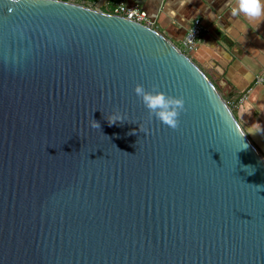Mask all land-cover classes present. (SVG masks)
I'll return each mask as SVG.
<instances>
[{
	"label": "water",
	"instance_id": "1",
	"mask_svg": "<svg viewBox=\"0 0 264 264\" xmlns=\"http://www.w3.org/2000/svg\"><path fill=\"white\" fill-rule=\"evenodd\" d=\"M108 1L0 0V264H264L250 129ZM137 84L183 97L178 129L149 119Z\"/></svg>",
	"mask_w": 264,
	"mask_h": 264
},
{
	"label": "crops",
	"instance_id": "2",
	"mask_svg": "<svg viewBox=\"0 0 264 264\" xmlns=\"http://www.w3.org/2000/svg\"><path fill=\"white\" fill-rule=\"evenodd\" d=\"M86 1L83 3L88 6L96 2ZM115 1L118 0L108 1L104 9ZM123 1L137 4L156 28L177 45L192 21L200 18L205 28L192 57L203 69L216 65L223 75L219 84L226 94L236 92L245 96L237 112L239 122L247 128L264 130V21L250 22L243 16L233 17L229 0ZM257 129H250L249 133L264 147V136Z\"/></svg>",
	"mask_w": 264,
	"mask_h": 264
},
{
	"label": "clouds",
	"instance_id": "3",
	"mask_svg": "<svg viewBox=\"0 0 264 264\" xmlns=\"http://www.w3.org/2000/svg\"><path fill=\"white\" fill-rule=\"evenodd\" d=\"M229 3L232 5L230 13L233 17L243 16L250 22L264 21V0H234V4L232 0H229ZM133 92L148 110L149 119L154 116L168 128L172 130L178 129L180 123L179 116L185 111L183 97L167 95L165 92L157 90L156 85H153L152 90L148 91L142 85L137 84L133 88ZM107 120L112 124L117 121H124L125 119L120 114H113L107 116ZM89 123L93 129L99 127L98 122L95 120H90ZM139 130L144 133L148 131L147 128L141 129L140 126Z\"/></svg>",
	"mask_w": 264,
	"mask_h": 264
},
{
	"label": "built area",
	"instance_id": "4",
	"mask_svg": "<svg viewBox=\"0 0 264 264\" xmlns=\"http://www.w3.org/2000/svg\"><path fill=\"white\" fill-rule=\"evenodd\" d=\"M71 2H76V0H68ZM83 4L84 3H79ZM106 12L124 17L129 20H133L149 27H156L154 22L150 20L147 13L141 9L137 4L129 5L123 0L115 1L111 6L105 9ZM204 26L200 18H195L190 27L188 28L186 34L182 38L179 48L186 54H191L196 48L199 41V37L204 30Z\"/></svg>",
	"mask_w": 264,
	"mask_h": 264
},
{
	"label": "rangeland",
	"instance_id": "5",
	"mask_svg": "<svg viewBox=\"0 0 264 264\" xmlns=\"http://www.w3.org/2000/svg\"><path fill=\"white\" fill-rule=\"evenodd\" d=\"M84 1H86V0H84ZM76 2H78V3H83V0H76ZM87 2V1H86ZM86 2H84V3H86ZM87 4V3H86ZM91 7V6H90ZM104 10V9H103ZM179 46V45H178ZM193 60H194V58L192 57V54H188ZM197 64H198V66L204 71V73L209 77V79L213 82V84L216 86V88L219 90V92L221 93V95L224 97V99H226V101H227V103H228V105H229V107H230V109L232 110V112L234 113V115L236 116V118L238 119V115H237V112H238V110H239V108H240V106H241V104L243 103V100L245 99L244 97V95L243 94H237L236 92H234L233 91V89L232 88H229V90H231L232 89V92H234L233 93V95H228V94H226L224 91H225V88H223L222 86H221V84H219V82H220V80H221V78H222V76L223 75H221V72L217 69V67H216V65H214L213 64V66L210 68V69H208V68H206V69H203L200 65H199V63L196 61V60H194ZM238 121H239V119H238ZM241 124V123H240ZM242 125V124H241ZM242 127L244 128V129H246L247 128V125H242ZM248 128L249 129H257V128H252V127H250V126H248ZM263 129H257V131H259L260 133H262V135H264V131H262ZM250 136V135H249ZM251 137V136H250ZM251 139L253 140V142H254V144L257 146V148L260 150V152L263 154V156H264V147H262L260 144H258L257 143V141L255 140V138H253V137H251ZM263 139V138H262ZM260 145V146H259Z\"/></svg>",
	"mask_w": 264,
	"mask_h": 264
},
{
	"label": "trees",
	"instance_id": "6",
	"mask_svg": "<svg viewBox=\"0 0 264 264\" xmlns=\"http://www.w3.org/2000/svg\"><path fill=\"white\" fill-rule=\"evenodd\" d=\"M109 1H111V0H109ZM109 3H110V2H109ZM112 4H113V3H112ZM112 4H111V5H112ZM84 5L88 6V5H87V4H85V3H84ZM109 6H110V5H109ZM103 9H104V7H103ZM104 10H105V9H104Z\"/></svg>",
	"mask_w": 264,
	"mask_h": 264
},
{
	"label": "bare ground",
	"instance_id": "7",
	"mask_svg": "<svg viewBox=\"0 0 264 264\" xmlns=\"http://www.w3.org/2000/svg\"><path fill=\"white\" fill-rule=\"evenodd\" d=\"M262 136H264V135H262ZM260 146V145H259Z\"/></svg>",
	"mask_w": 264,
	"mask_h": 264
}]
</instances>
